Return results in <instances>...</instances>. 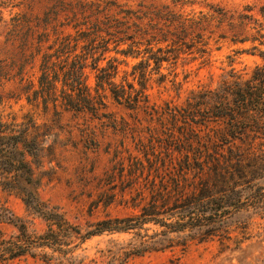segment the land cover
I'll return each instance as SVG.
<instances>
[{"label":"trees","instance_id":"1","mask_svg":"<svg viewBox=\"0 0 264 264\" xmlns=\"http://www.w3.org/2000/svg\"><path fill=\"white\" fill-rule=\"evenodd\" d=\"M26 1L0 0V29L18 45L25 65L39 61L37 85L29 82L21 96L46 115L53 110L55 119L39 124L30 114L19 119L0 113V188L20 198L46 229L30 232L0 201V225L17 230L7 237L0 229V264L28 259L85 264L83 246L105 234L132 236L111 250L108 264L185 249L194 242H217L220 254L243 252L254 218L264 213V5L257 11L250 5L231 11L216 0H172L174 7L209 9L186 14L169 5L143 11L142 0L139 10L120 0H47L40 15L15 12ZM213 22L217 29L229 30L234 44L249 43L242 53L262 64L245 74L231 69L217 86L191 90L182 103L153 102L151 80L158 75L160 84L167 81L164 65L173 68L171 83L179 93V61L197 55L203 64L209 62ZM219 38L228 39L224 34ZM112 52L140 59L128 75L132 81L116 82L121 62L108 57ZM89 70L96 73L94 90L87 83ZM108 95L128 117L106 112ZM70 112L90 116L82 136L99 146L96 121L121 136L105 147L110 187L101 197H108L102 200L106 208L121 197L133 213L84 227L42 199L36 169L47 151L51 126ZM237 259L238 264H255ZM257 264H264V257Z\"/></svg>","mask_w":264,"mask_h":264},{"label":"rangeland","instance_id":"2","mask_svg":"<svg viewBox=\"0 0 264 264\" xmlns=\"http://www.w3.org/2000/svg\"><path fill=\"white\" fill-rule=\"evenodd\" d=\"M141 0L128 1L133 9H141L138 4ZM143 11H150L154 8H161L169 5L178 12L198 13L200 11L209 12L205 6L195 5L185 7H174L172 0H142ZM227 10H243L247 5L255 7L256 11L264 0H216ZM26 6L16 9L15 12H32L34 15L43 13L47 0H27ZM30 7H29V6ZM255 11V12H256ZM148 22V19L144 21ZM216 22L210 26L215 33L211 41V55L207 64H203V59L197 55L186 56L179 61L176 73L177 80L183 83L182 90L178 93L172 86L170 75L172 69L169 65H164L162 72L168 75L165 83L158 82V75H153L149 93L153 102L162 105L164 102L182 103L191 90L202 86H217L221 76L234 69L240 73H250L257 65L262 64L258 57L247 53H242L251 47L249 43L234 44L231 41L232 34L226 27L216 28ZM226 35L228 39L222 40L220 35ZM239 52V53H237ZM108 57H116L121 62L119 65V75L117 83H122L129 77L132 67L140 59L125 57L112 52ZM196 57V60L193 58ZM106 62L102 63L105 66ZM154 64H152V67ZM0 67L4 68L5 75L0 76V113L5 116L12 113L21 119L24 115L34 116L39 124L51 123L55 119L54 111L45 114L42 107L36 108L29 105L22 94V88L29 82L37 85L39 77V61L31 64H24V58L17 44H12L6 39V29H0ZM185 79V77H187ZM126 77V78H125ZM23 79V81L21 80ZM87 83L94 90L96 88V73L88 71ZM18 98V99H17ZM108 109L106 112L114 113L118 119L128 117L127 113L108 95ZM91 121L90 116H78L74 113H64L61 122H54L51 126L52 135L47 139V151L40 167L36 169L38 176L42 179L41 197L53 205L63 208L68 219L81 226H86L88 222H96L105 219L107 216H126L133 213L127 208L118 197L117 203L106 208L102 200L108 197H101L103 190L110 185L106 182V171L110 168V156L105 153V147L110 140L121 139L119 134L111 128H107L100 121L95 122V129L101 145L98 141L85 139L81 130ZM56 123V124H55ZM107 193V192H106ZM101 197V198H100ZM126 199H129L127 196ZM0 201L8 205L12 211L21 217L28 225L30 232L42 233L46 229L45 223L32 216L26 209L24 203L15 195L4 193L0 188ZM101 201V202H100ZM94 207V208H93ZM93 208V215L90 210ZM0 229L7 237L17 234L16 228L11 225L2 224ZM251 239L243 245V252L235 255L229 253L220 254V247L217 242L190 244L187 248L177 247L164 252L151 253L141 257H134L126 264H238L237 257H242L249 262L257 264L258 260L264 257V213L259 214L253 220L250 228ZM132 236L127 234H105L97 236L87 241L83 246L86 256L85 264H108L110 253L118 244H125L131 240ZM233 257V260L231 258ZM10 264H55L45 263L41 260L28 259L16 261Z\"/></svg>","mask_w":264,"mask_h":264}]
</instances>
